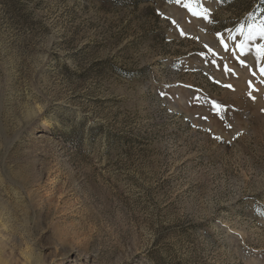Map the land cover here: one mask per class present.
<instances>
[{
	"label": "rangeland",
	"instance_id": "1",
	"mask_svg": "<svg viewBox=\"0 0 264 264\" xmlns=\"http://www.w3.org/2000/svg\"><path fill=\"white\" fill-rule=\"evenodd\" d=\"M262 22L0 0V264H264V40L235 47Z\"/></svg>",
	"mask_w": 264,
	"mask_h": 264
},
{
	"label": "snow or ice",
	"instance_id": "2",
	"mask_svg": "<svg viewBox=\"0 0 264 264\" xmlns=\"http://www.w3.org/2000/svg\"><path fill=\"white\" fill-rule=\"evenodd\" d=\"M175 2L177 4H180V3L183 2V0H175ZM184 7L186 9H188L192 13L193 16H198V17H202V18H205V19L208 18L207 17V13H208V9L207 8L203 9V13H202V12L198 11L196 8H193L191 3H185ZM172 23L176 24V21L173 20ZM254 27H255L254 25L249 24L248 25L249 31H248L247 34H245L243 32L242 28L238 29L240 35H244L245 36V41L243 43H240V44L235 46L239 50V52L241 54H243V53L248 51V43H247L248 41H254V40H256L257 37H259L261 40H264V22L261 23L259 31H253ZM181 34H184L182 29H181ZM217 35H218V38H220V41L223 44L225 50H229L228 45H227L226 41L223 40L221 34L218 33ZM229 38L230 39H234V37H232V36H229ZM205 48L208 49V51H213V49L209 48V46L207 44L205 45ZM256 51H257V53L259 54V56L261 58H264V44H258L256 46ZM239 63L242 66L247 67L245 59H239ZM227 70L228 71H232L231 69H227ZM261 72L264 73V68H261ZM227 87H231V85H227ZM212 106L218 112L223 107L222 105L217 104L215 101H212ZM217 139H220V138L217 137Z\"/></svg>",
	"mask_w": 264,
	"mask_h": 264
}]
</instances>
